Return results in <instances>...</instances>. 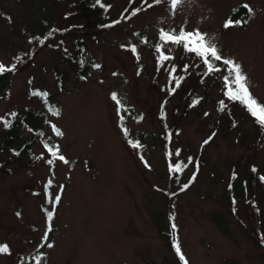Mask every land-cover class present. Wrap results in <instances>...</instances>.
I'll return each mask as SVG.
<instances>
[{
    "label": "rangeland",
    "instance_id": "obj_1",
    "mask_svg": "<svg viewBox=\"0 0 264 264\" xmlns=\"http://www.w3.org/2000/svg\"><path fill=\"white\" fill-rule=\"evenodd\" d=\"M104 1L111 24L92 34L71 0H0V64L16 66L0 80V126L45 93L59 107L20 125L33 159L0 129V264H264V187L249 179L253 166L264 184V133L244 101L264 103V0ZM181 28L222 59L162 38ZM77 40L100 65L85 76L62 59Z\"/></svg>",
    "mask_w": 264,
    "mask_h": 264
},
{
    "label": "trees",
    "instance_id": "obj_2",
    "mask_svg": "<svg viewBox=\"0 0 264 264\" xmlns=\"http://www.w3.org/2000/svg\"><path fill=\"white\" fill-rule=\"evenodd\" d=\"M74 8L76 10L73 15L80 19L78 27L79 30L85 33H92L95 34L99 30L105 29L110 26L111 22L106 18L107 12H108V4L104 0H100V4L96 3V0H71ZM234 10V9H233ZM235 11V12H234ZM233 14H236L237 11H243V7L239 6L234 10ZM235 22V20H233ZM76 25V24H75ZM72 32H77V26L71 30ZM76 47L77 50L75 53H72L68 49L62 48V59L64 61L71 60L73 65L77 68V74L85 76L86 73H89L90 70L94 67L95 62L91 60H87L84 55L82 54V51L84 50V44L83 42L77 40L76 41ZM7 69V68H6ZM12 71H5L4 73L0 74V80H3L7 78ZM58 79L62 81L63 77L58 75ZM251 95V97L257 102L256 105H253L251 101L248 99V95ZM247 98L244 97V101H247V106L251 108L254 111H257V116L255 117L256 122L259 124L260 128L262 129L264 133V120L260 119V116L262 115L259 112V109L257 105H264L263 102L257 100L252 93H248ZM41 106L40 108H37L35 110L28 108L25 114V117H22L21 119L17 116V113L15 115L7 116L2 120V126H0L1 133H2V144L12 147L15 149V151H25L30 156V159H33V152L31 151V143L32 139L31 137H27L26 139H18V132L20 130V125L22 123L29 122V125H38L40 124V120H44V118L48 114H54L57 111L59 112V107L55 103V101L52 98V95L50 93H46L42 95L41 97ZM252 112V111H251ZM26 117L29 119L26 121ZM7 123V126L5 124ZM37 129L41 130V127H36ZM56 130H59L61 133V129L58 126H55ZM58 135V134H57ZM262 137H264V134H262ZM16 140V144L13 143L12 140ZM51 147H58L57 143L54 144V146ZM29 150V151H26ZM249 179L252 183L258 184L260 182L262 186L263 184V178L259 176L256 169L251 166L249 171ZM233 184L229 183L228 188V197L230 198V202L234 200V196H232ZM245 191L246 194H248V188H244L242 192ZM235 195V194H234ZM247 202H251V197H247ZM253 202V201H252ZM253 203H251L252 205ZM252 209L256 210L254 206H250Z\"/></svg>",
    "mask_w": 264,
    "mask_h": 264
},
{
    "label": "snow or ice",
    "instance_id": "obj_3",
    "mask_svg": "<svg viewBox=\"0 0 264 264\" xmlns=\"http://www.w3.org/2000/svg\"><path fill=\"white\" fill-rule=\"evenodd\" d=\"M157 3L160 2V0H156ZM97 4H100V0H96ZM179 3V0H171V6L173 8L176 7V5ZM251 11V10H249ZM234 23L233 20L229 19L225 22L224 26L227 28L229 26H231ZM235 23H239V21H235ZM49 35H51V33H49ZM162 38L165 35H168V38L170 40H172L175 43H183V46L187 49V50H195L197 51L198 55H202L205 57V63H209L210 60H221L222 56L219 54V49L217 47V45H215L214 43L208 42L205 40V36L203 33L201 32H195V31H189L187 33H185L184 29L181 28L180 29V34L177 35L175 32L171 33L170 35L167 33H163L162 32ZM185 36H187L188 40H185ZM196 36L197 39V43L199 44V48L198 49H192L190 47L191 44V37ZM160 45H157V49L159 50ZM135 46H132V51L135 52ZM225 64H229L233 66L234 69V78H235V83L238 85V87L241 89L242 92L247 93V88L245 86V81H246V77L244 76V74L242 73L241 70V65L239 63H236L232 60H224ZM15 65H12L10 68H5V66L3 64H0V74L4 73L5 71H14L15 70ZM94 67H100V65H94ZM33 94H37V93H33ZM46 95V93H45ZM112 98L113 100H115L117 102V104H120L121 102L117 99V96L115 93L112 94ZM248 99L251 101V103L253 105H256L257 102L251 97V95H248ZM259 112L262 114L260 116L261 120H264V105H257ZM250 111H252V115L253 116H257V111H254L250 108ZM54 114H59L58 111ZM11 115H15V113H12ZM5 126H7V123L5 124ZM54 130L56 131V133L58 135L62 134L59 132V130L55 129V126H53ZM205 143H207V141H205ZM47 147V145H46ZM49 152L51 153V155L55 158L57 156V152L52 151L51 148L48 149ZM59 159L64 161L65 163H67V161L65 160L64 156L60 155ZM49 164L53 163V160L50 159L48 160ZM188 187L187 184H184L181 190H184ZM57 200H59V196L56 197ZM49 216H51V213H48ZM173 229H175V225H172ZM49 247H51V245H49ZM7 249L4 247H0V251H6ZM176 251L177 253H180V248L179 246H176ZM181 260H184L183 255H181ZM185 264H187V262H185Z\"/></svg>",
    "mask_w": 264,
    "mask_h": 264
}]
</instances>
